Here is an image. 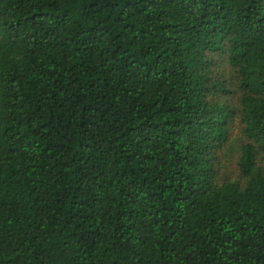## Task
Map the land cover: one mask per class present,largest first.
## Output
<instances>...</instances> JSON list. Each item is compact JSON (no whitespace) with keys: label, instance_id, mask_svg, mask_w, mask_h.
I'll list each match as a JSON object with an SVG mask.
<instances>
[{"label":"trees","instance_id":"1","mask_svg":"<svg viewBox=\"0 0 264 264\" xmlns=\"http://www.w3.org/2000/svg\"><path fill=\"white\" fill-rule=\"evenodd\" d=\"M0 264H264V0H0Z\"/></svg>","mask_w":264,"mask_h":264}]
</instances>
